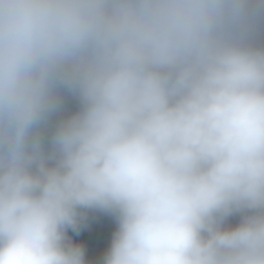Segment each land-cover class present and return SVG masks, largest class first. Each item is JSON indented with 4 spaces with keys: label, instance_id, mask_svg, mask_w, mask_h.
<instances>
[{
    "label": "clouds",
    "instance_id": "obj_1",
    "mask_svg": "<svg viewBox=\"0 0 264 264\" xmlns=\"http://www.w3.org/2000/svg\"><path fill=\"white\" fill-rule=\"evenodd\" d=\"M105 217L102 264H264V0H0V264Z\"/></svg>",
    "mask_w": 264,
    "mask_h": 264
},
{
    "label": "trees",
    "instance_id": "obj_2",
    "mask_svg": "<svg viewBox=\"0 0 264 264\" xmlns=\"http://www.w3.org/2000/svg\"><path fill=\"white\" fill-rule=\"evenodd\" d=\"M230 223L235 224L237 222V218H232ZM69 235L72 237L73 242L86 244L85 253L86 258L89 261V264H102L103 254L106 251L108 242L103 239V230H98L94 232H81L77 235L74 232H69ZM81 240V242H80ZM103 243L104 247H103Z\"/></svg>",
    "mask_w": 264,
    "mask_h": 264
},
{
    "label": "rangeland",
    "instance_id": "obj_3",
    "mask_svg": "<svg viewBox=\"0 0 264 264\" xmlns=\"http://www.w3.org/2000/svg\"><path fill=\"white\" fill-rule=\"evenodd\" d=\"M105 221H106V224L107 226L103 229V239H107L105 240L106 242L108 241V245L110 244L111 242V236H112V233L115 231V221L113 218L111 217H105ZM81 242V240H80ZM83 243V241H82ZM86 246V244H84Z\"/></svg>",
    "mask_w": 264,
    "mask_h": 264
},
{
    "label": "crops",
    "instance_id": "obj_4",
    "mask_svg": "<svg viewBox=\"0 0 264 264\" xmlns=\"http://www.w3.org/2000/svg\"><path fill=\"white\" fill-rule=\"evenodd\" d=\"M89 215L91 216V215H95V214L90 212ZM111 237H112V236H111ZM104 240H107V239H104ZM107 242H108V241H107ZM107 242H106V243H107ZM104 244H105V243H103V247H104ZM86 256H87V255L85 254L86 264H89V261H88V259L86 258Z\"/></svg>",
    "mask_w": 264,
    "mask_h": 264
}]
</instances>
